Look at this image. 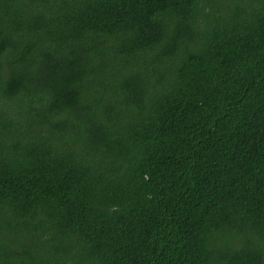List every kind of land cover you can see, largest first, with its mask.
<instances>
[{
  "label": "trees",
  "instance_id": "1",
  "mask_svg": "<svg viewBox=\"0 0 264 264\" xmlns=\"http://www.w3.org/2000/svg\"><path fill=\"white\" fill-rule=\"evenodd\" d=\"M0 264H264V0H0Z\"/></svg>",
  "mask_w": 264,
  "mask_h": 264
}]
</instances>
